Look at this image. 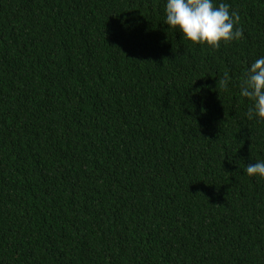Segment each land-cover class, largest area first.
Here are the masks:
<instances>
[{
    "label": "trees",
    "instance_id": "1",
    "mask_svg": "<svg viewBox=\"0 0 264 264\" xmlns=\"http://www.w3.org/2000/svg\"><path fill=\"white\" fill-rule=\"evenodd\" d=\"M215 2L219 49L167 0H0V264H264V0Z\"/></svg>",
    "mask_w": 264,
    "mask_h": 264
},
{
    "label": "clouds",
    "instance_id": "2",
    "mask_svg": "<svg viewBox=\"0 0 264 264\" xmlns=\"http://www.w3.org/2000/svg\"><path fill=\"white\" fill-rule=\"evenodd\" d=\"M238 11L231 10L227 3L217 4L215 0H167L166 25L179 29L183 39L193 43L219 49L221 43L228 44L244 37ZM229 77L218 84L228 87ZM240 95L250 101L247 116L249 120L258 117L264 120V57L256 59L239 80ZM246 173L249 176L264 178V161L247 164Z\"/></svg>",
    "mask_w": 264,
    "mask_h": 264
}]
</instances>
